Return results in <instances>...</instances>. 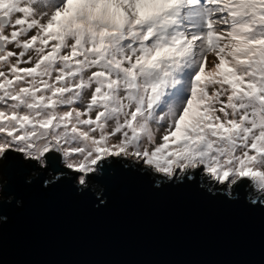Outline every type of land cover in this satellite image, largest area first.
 <instances>
[{
	"label": "snow or ice",
	"instance_id": "1",
	"mask_svg": "<svg viewBox=\"0 0 264 264\" xmlns=\"http://www.w3.org/2000/svg\"><path fill=\"white\" fill-rule=\"evenodd\" d=\"M6 171L264 214V0H0V202Z\"/></svg>",
	"mask_w": 264,
	"mask_h": 264
},
{
	"label": "water",
	"instance_id": "2",
	"mask_svg": "<svg viewBox=\"0 0 264 264\" xmlns=\"http://www.w3.org/2000/svg\"><path fill=\"white\" fill-rule=\"evenodd\" d=\"M3 179L0 264H264V214L241 206L242 192L228 205L194 186L155 190L114 173L100 182L107 202L97 207L96 195L66 184Z\"/></svg>",
	"mask_w": 264,
	"mask_h": 264
}]
</instances>
